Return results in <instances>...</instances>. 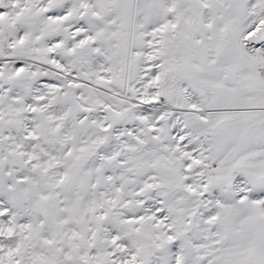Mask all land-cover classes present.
<instances>
[{
    "label": "snow or ice",
    "instance_id": "1",
    "mask_svg": "<svg viewBox=\"0 0 264 264\" xmlns=\"http://www.w3.org/2000/svg\"><path fill=\"white\" fill-rule=\"evenodd\" d=\"M0 264H264V0H0Z\"/></svg>",
    "mask_w": 264,
    "mask_h": 264
}]
</instances>
